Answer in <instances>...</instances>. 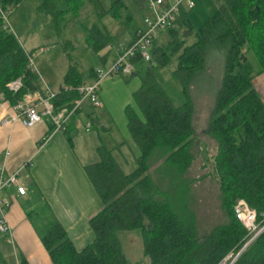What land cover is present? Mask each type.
<instances>
[{
  "label": "trees",
  "instance_id": "16d2710c",
  "mask_svg": "<svg viewBox=\"0 0 264 264\" xmlns=\"http://www.w3.org/2000/svg\"><path fill=\"white\" fill-rule=\"evenodd\" d=\"M23 1L0 0V95L12 105L27 93L40 89L29 56L2 17ZM39 1L38 11L55 23H65L68 14L76 17L85 5L92 7L98 21L110 14L126 27L132 23L121 0L112 2L109 10L104 9L101 0H64L67 6L64 11L58 9L54 0ZM219 3L200 27L190 18L193 9H182L175 25L163 32L152 52L154 65L174 64L172 76L180 83L187 102L174 107L159 84L143 85L134 93L138 114L127 107L125 115L136 167L125 174L108 152L103 154L100 164L90 168L91 181L103 203L101 211L89 221L94 240L77 251L57 222L48 225L42 244L53 264H131L124 258L118 240L119 232L131 231H140L144 257L149 264H218L229 253H237L245 243L247 231L234 215L237 202L244 200L260 220L264 213V102L252 81L264 72V0H219ZM83 29L86 45L96 53L111 43L105 26L101 29L94 24ZM211 50L224 56L222 79L204 132L215 142L216 149L212 157L198 152L203 154L207 176L219 187L227 222L201 235L195 217L177 214L170 200H165L157 190L151 179L150 159L158 153L168 171H177L180 177L193 165L197 153L192 152L196 137L190 87L205 73ZM248 53L259 64L257 72L248 61ZM136 63L143 64L139 60ZM20 78L21 90L10 93L7 85ZM63 84L66 88L56 92L57 108L76 101L75 90L84 85L75 64L69 67ZM196 140L199 144V139ZM204 177L191 182L202 181ZM20 264L27 262L22 258ZM234 264H264V233Z\"/></svg>",
  "mask_w": 264,
  "mask_h": 264
},
{
  "label": "crops",
  "instance_id": "0c3cea01",
  "mask_svg": "<svg viewBox=\"0 0 264 264\" xmlns=\"http://www.w3.org/2000/svg\"><path fill=\"white\" fill-rule=\"evenodd\" d=\"M132 2L136 11L146 10L149 14L145 8L147 0L141 3L136 0ZM127 12L130 13L128 10ZM133 36L134 33L131 34L130 43ZM156 40L151 53L161 39ZM118 50L119 48L112 51L111 43L104 47L102 52L105 53L99 57L101 64L89 71L86 81L82 78L83 84L92 82L93 69L109 66L116 59ZM69 61L58 89L42 82L37 76L39 88L48 86L54 92L66 88L63 84L64 76L69 67L75 64L71 58ZM75 65L79 71L77 63ZM138 65L142 67V64L136 63L134 72L129 77L116 76L105 80L99 90L102 107L94 109L88 104L84 105L70 121L67 132L64 133L52 132V127L46 121L32 128H24L20 123L12 122V116L15 114L13 105L0 95V162L5 164L7 173H14L21 166L28 164V168L22 171L20 176L25 194L20 196L15 189H11L2 195L11 203L7 213L11 233L0 234V244L12 246L15 264H20L22 258L27 264H53L42 244V237L46 227L54 222L66 232L77 251L83 250L93 242L94 234L89 221L101 211L103 203L91 181L90 168L101 163L104 153L109 152L115 160V149L118 146H131L125 109L131 107L138 114L133 100L134 93L142 87ZM252 85L264 102V72L253 78ZM88 123L90 130L85 131ZM199 142L198 151L211 157L215 154L213 150L210 153L206 140ZM6 153H9L8 157H5ZM133 158L135 159L134 156ZM199 159L202 162L199 169L207 171L200 177L205 176L203 180L210 179L214 182L207 176L203 154L198 152L195 155L193 165ZM41 213L44 214L43 218H37L36 224L34 216L39 217L38 214Z\"/></svg>",
  "mask_w": 264,
  "mask_h": 264
},
{
  "label": "rangeland",
  "instance_id": "374dc122",
  "mask_svg": "<svg viewBox=\"0 0 264 264\" xmlns=\"http://www.w3.org/2000/svg\"><path fill=\"white\" fill-rule=\"evenodd\" d=\"M54 1L59 10H66L67 6L64 0ZM114 1L101 0V3L105 10H109ZM121 1L132 16V23L128 28L122 20H116L110 14L98 21L89 5H85L76 17L66 15L65 23H55L50 16L38 11L39 0L23 1L17 8L8 12L6 24L29 55L32 70L36 72L42 82L49 83L58 89L61 84V77L66 71V63L70 62V58L72 63H77L82 78L86 81L89 71L101 64L99 57L107 52V50L105 52L101 50V52L96 53L86 45V31L83 26L89 29L94 24H97L101 29L105 26L111 35L112 51L128 46L131 34L135 32L136 27H142V17L149 16L150 12L148 14L146 10L143 12L136 11L132 2L134 0ZM136 1L141 3L143 0ZM147 1L149 3L156 0ZM190 1L194 6L190 18L196 27H200L208 20L220 4L219 0ZM145 8L147 9V6ZM162 36L163 33L157 39L159 40ZM208 57L205 73L194 81L193 86L190 87L191 94L189 96L195 109L193 115L195 137L199 140H206L211 153L212 150L215 151L216 145L212 139L204 135V132L208 126L222 79L224 56L221 57L220 51L211 50ZM247 58L254 71H258L260 67L254 55L248 53ZM173 67L174 64L169 67H161L146 63H143L142 67L141 65L137 66L139 69L138 76L142 78L140 81L142 86L150 87L159 84L165 90L172 105L179 108L187 102V97L183 93L180 83L172 76ZM196 139L193 154L198 153ZM117 149H115L117 164L120 165L123 172H131L136 167L133 149L128 146H118ZM201 164L199 159L187 173L180 177L177 171H168L169 167L163 165L157 153L150 159V173L153 184L165 200H170L173 210L177 214L183 213V217L193 215L199 233L206 235L215 227L224 225L227 218L221 209L219 187L210 179L191 182V179H196V177L207 173V171L199 169ZM188 179L189 181H187ZM38 215L39 217L34 216L36 224L38 223L37 218L42 219L44 214ZM41 219H39L41 222L44 221ZM118 240L121 252L129 263L149 264L148 259L145 261L140 231L119 232ZM12 251V246L0 244V264H15Z\"/></svg>",
  "mask_w": 264,
  "mask_h": 264
},
{
  "label": "built area",
  "instance_id": "2783aa9c",
  "mask_svg": "<svg viewBox=\"0 0 264 264\" xmlns=\"http://www.w3.org/2000/svg\"><path fill=\"white\" fill-rule=\"evenodd\" d=\"M193 8V3L190 0H156L155 2H149L147 9L150 15L142 18V27L135 30L131 43L118 50L116 59L109 66L93 69L92 82L75 90L77 94L76 101L69 106L57 108L55 105L57 93L48 86H43L37 91L27 93L21 101L13 105L15 114L12 116V122H18L24 128H32L46 121L52 127V132H66L71 119L82 110L84 105L88 104L94 109L102 107L99 90L105 80L116 76H131L134 72L135 60L149 65L154 64L151 50L155 40L161 33L175 25L182 9L192 10ZM7 14H2L6 27H8L6 24ZM22 86V79L20 78L10 82L7 85V90L12 94H16ZM89 130L90 124L88 123L85 126V131ZM8 156L9 153H6L5 157ZM27 168L28 164H25L14 173H7L5 164L0 162V234L2 235H10L11 233L7 223V213L11 203L9 200L4 199L2 195L11 189H15L20 196L25 194L20 176L22 171ZM234 215L247 231L245 243L237 253H229L218 264H234L243 251L264 233V213L261 214L259 220L256 212L244 200L237 202L234 207Z\"/></svg>",
  "mask_w": 264,
  "mask_h": 264
}]
</instances>
